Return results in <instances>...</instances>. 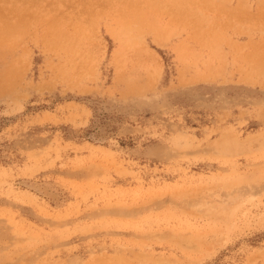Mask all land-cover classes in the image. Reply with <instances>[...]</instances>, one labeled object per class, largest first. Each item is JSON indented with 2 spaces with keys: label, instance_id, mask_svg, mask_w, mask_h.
<instances>
[{
  "label": "rangeland",
  "instance_id": "1",
  "mask_svg": "<svg viewBox=\"0 0 264 264\" xmlns=\"http://www.w3.org/2000/svg\"><path fill=\"white\" fill-rule=\"evenodd\" d=\"M0 264H264V0H0Z\"/></svg>",
  "mask_w": 264,
  "mask_h": 264
},
{
  "label": "bare ground",
  "instance_id": "2",
  "mask_svg": "<svg viewBox=\"0 0 264 264\" xmlns=\"http://www.w3.org/2000/svg\"><path fill=\"white\" fill-rule=\"evenodd\" d=\"M257 52H261V48H259L258 46L256 47L255 52L251 54L252 59H253L252 61L257 60L258 62L260 60V58L257 57V56H260L259 53ZM257 62L255 64H257ZM250 76H251V73H247L244 75L246 79H250L251 78Z\"/></svg>",
  "mask_w": 264,
  "mask_h": 264
}]
</instances>
